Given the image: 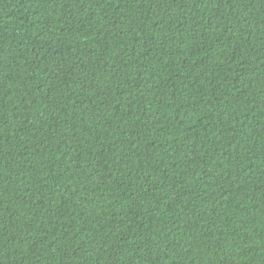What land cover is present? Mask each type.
<instances>
[{
    "label": "trees",
    "instance_id": "1",
    "mask_svg": "<svg viewBox=\"0 0 264 264\" xmlns=\"http://www.w3.org/2000/svg\"><path fill=\"white\" fill-rule=\"evenodd\" d=\"M0 264H264V0H0Z\"/></svg>",
    "mask_w": 264,
    "mask_h": 264
}]
</instances>
